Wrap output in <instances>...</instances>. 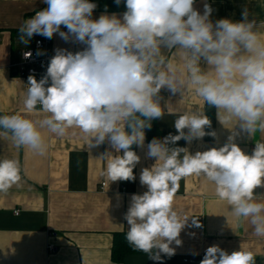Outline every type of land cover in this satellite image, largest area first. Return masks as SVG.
Segmentation results:
<instances>
[{
    "label": "clouds",
    "instance_id": "1",
    "mask_svg": "<svg viewBox=\"0 0 264 264\" xmlns=\"http://www.w3.org/2000/svg\"><path fill=\"white\" fill-rule=\"evenodd\" d=\"M124 3L122 16L106 12L93 19L97 4L91 0H43L46 8L20 26V42L33 35L85 45L82 51L56 49L46 74L29 75L24 112L0 115V133L9 134L17 148L44 154L43 130L64 137L78 129L89 138V148L105 142L113 151L101 158L100 176L110 182L134 181L140 156L133 146H145V130L162 118L160 93H195L216 111L224 127L234 123L227 142L220 147L191 154L172 146L217 137L212 121L201 111H182L171 133L147 144L151 167L141 170L139 180L147 190L133 194L125 213L126 240L136 251L162 264L180 245L181 231L191 224L201 227L197 216L178 211L176 194L181 180L203 176L215 185L216 195L232 213L246 220L252 232L264 237V198L254 189L264 187V139L256 140L251 154L236 143L244 134L264 137V20L250 19L247 8L236 21L213 22V12L196 0H115ZM67 29L62 31L61 27ZM39 54V53H38ZM32 55L24 54L25 58ZM46 113L42 119L28 114ZM187 130V131H185ZM122 152V154H121ZM15 159H0V192L7 193L21 180ZM200 264H257L252 251L231 253L218 245L206 249Z\"/></svg>",
    "mask_w": 264,
    "mask_h": 264
},
{
    "label": "crops",
    "instance_id": "2",
    "mask_svg": "<svg viewBox=\"0 0 264 264\" xmlns=\"http://www.w3.org/2000/svg\"><path fill=\"white\" fill-rule=\"evenodd\" d=\"M91 2L97 4L93 19L105 12L122 16L126 11L123 2L120 5L115 0ZM205 2L213 9L210 17L213 22L222 18L238 21L244 8L249 10L250 19L254 14L258 21L264 20V0H196L194 7L201 14ZM46 7L43 0H0V115L24 112L28 79L16 75L10 65L23 49L34 45L33 38L27 44L20 42V26ZM61 30L67 31L63 26ZM51 41L54 55L58 48L74 53L85 47L74 41L65 42L58 34ZM159 95L164 115L157 123L165 137L178 134L174 121L180 112L205 113L206 105L195 93L182 97L162 89ZM28 115L31 119H42L47 114ZM234 123L225 127L232 128ZM225 127L215 111V139L204 137L190 144L181 139L172 146L185 147L191 154L223 146L232 132ZM43 136L47 150L41 155L17 148L9 134L0 133V159L18 160L21 166V180L7 193L0 192V264H119L111 260L114 233L128 230L124 217L131 196L147 190L140 184L141 170L155 163L154 158L146 155L147 140L143 148L133 146L141 158L133 170L136 179L110 182L100 176L106 166L101 156L105 151H113L115 155L107 142L89 148V138L78 129H69L64 137L43 130ZM260 139L264 137L259 133L254 137L241 134L236 143L251 154ZM180 183L174 206L187 215L197 216L201 227L192 226L190 217L179 237L182 243L173 242L175 254L171 257L161 254L162 264H185L184 258L205 255L206 249L213 245L229 253L240 249L252 251L257 264H264V237L254 235L250 223L232 213L227 202L216 195L211 181L193 175ZM254 194L264 198V187L254 189ZM49 246L53 247L52 252ZM121 264L160 262L148 255H130Z\"/></svg>",
    "mask_w": 264,
    "mask_h": 264
},
{
    "label": "built area",
    "instance_id": "3",
    "mask_svg": "<svg viewBox=\"0 0 264 264\" xmlns=\"http://www.w3.org/2000/svg\"><path fill=\"white\" fill-rule=\"evenodd\" d=\"M32 38L35 41L33 48L22 50L16 60L10 65V68L24 80H27L29 75H34L37 80H40L46 74L50 59L54 56L51 47V39L45 38L41 35H33ZM26 52H31L32 55L25 58L24 54ZM102 186L104 187L105 184L103 183ZM16 215H18V212H16ZM53 250V247L49 246V252H52ZM203 257L204 255L186 257L183 259V263L200 264Z\"/></svg>",
    "mask_w": 264,
    "mask_h": 264
},
{
    "label": "trees",
    "instance_id": "4",
    "mask_svg": "<svg viewBox=\"0 0 264 264\" xmlns=\"http://www.w3.org/2000/svg\"><path fill=\"white\" fill-rule=\"evenodd\" d=\"M205 114L212 121L211 129L206 128V131L215 130V109L211 106L206 105ZM151 123H152L151 129L145 130L146 140L148 143L151 142V140L154 137L159 139L165 137V133L158 128L157 119L153 120ZM205 138L206 140L212 139L211 136H205ZM126 233L127 231L114 233L113 244L111 249V260L114 263H119V264L124 263L126 258L130 255H147L142 252L134 250L132 246L128 244L126 240Z\"/></svg>",
    "mask_w": 264,
    "mask_h": 264
},
{
    "label": "bare ground",
    "instance_id": "5",
    "mask_svg": "<svg viewBox=\"0 0 264 264\" xmlns=\"http://www.w3.org/2000/svg\"><path fill=\"white\" fill-rule=\"evenodd\" d=\"M35 42V41H34ZM34 46V45H33ZM33 48V47H32ZM27 49V48H26ZM28 49H30V48H28ZM24 50V49H23ZM20 55V54H19ZM17 75V74H16Z\"/></svg>",
    "mask_w": 264,
    "mask_h": 264
}]
</instances>
